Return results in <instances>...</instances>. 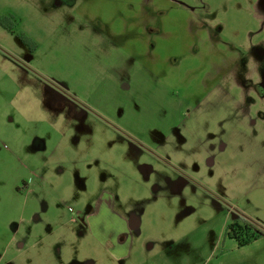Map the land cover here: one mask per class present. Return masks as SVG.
I'll use <instances>...</instances> for the list:
<instances>
[{"label":"rangeland","instance_id":"rangeland-1","mask_svg":"<svg viewBox=\"0 0 264 264\" xmlns=\"http://www.w3.org/2000/svg\"><path fill=\"white\" fill-rule=\"evenodd\" d=\"M143 1L0 0V264H264V120L235 81L264 78V0ZM242 211L262 231L245 245Z\"/></svg>","mask_w":264,"mask_h":264},{"label":"flooded vegetation","instance_id":"flooded-vegetation-1","mask_svg":"<svg viewBox=\"0 0 264 264\" xmlns=\"http://www.w3.org/2000/svg\"><path fill=\"white\" fill-rule=\"evenodd\" d=\"M61 2L60 0H58V3L57 5H60ZM154 9H151L147 12H152ZM144 11L140 10V13H139V18H138V23L140 25V27L143 29L144 33H145V29L147 27H145V25H142L143 23V17H144ZM2 17H5L7 18V21H8V18H9V21L10 22V19L12 17V15L10 14H6V15H3ZM1 25V24H0ZM2 26V25H1ZM148 32L150 33V35H152L154 32H158L155 30V27L150 25L148 26L147 28ZM192 32H194V29L192 30ZM139 33V32H138ZM205 35L207 36H210V38H202V39H199V41H201V43H204V42H209V41H214L216 38H214V36H220V32L218 31H214V30H209L207 29L206 32H204ZM225 42V41H224ZM222 41V43L219 42V44H216L217 46L221 47L220 45H225ZM214 45V46H216ZM223 48V47H222ZM220 51V50H219ZM197 52H202V49L199 48L197 50ZM219 57H221L222 59H224V53L222 51H220L219 53ZM216 72V71H215ZM215 72H212L211 74H209L208 76L209 77H212V78H218L220 77V71L218 73L215 74ZM195 73H191L190 74V79L192 82H198V83H201L202 81V78L201 76L197 77V81H194L193 80V75ZM241 74L239 72V75H237V73L235 74V81H237L236 83L238 84L239 86V90H240V93H239V97L236 99V102L239 106V109L240 111L244 109V107H248L249 108V111L251 113V115L253 117L249 118L248 119V122H250L251 125H256L257 122L260 120V119H263L264 120V112L261 111V110H258L256 108L253 109L252 105H255L256 104V98L257 96L258 97H262L264 98V78H262L261 76V80L259 81H256L254 80L253 78H246L243 80L242 79V84H240L239 80H241ZM203 75V74H202ZM118 77L122 79V77H127L126 75H123L121 74V76L117 75ZM113 77V76H112ZM205 80V78H204ZM202 84V83H201ZM122 89L119 90L120 92H118V95L116 96L117 98H120L123 96V90H125L126 88H129L127 82L125 85H122L120 86ZM204 86L201 85V86H193V93L191 94V96H193L196 100V103H197V109H198V112L202 115L203 111H204V102H203V99L205 97H207L208 95V92H205ZM246 89H249L250 91L249 92H253L254 94L252 95V97H246V102L244 103V106H243V103L241 102V93L246 90ZM192 90V89H191ZM227 92H229L227 90ZM237 96V95H236ZM235 96V98H236ZM251 106V108H250ZM242 112V111H241ZM244 116H245V112H243ZM247 120V119H246ZM223 120H219L217 121L215 124H214V130L215 131H218V133H210V131L207 129L206 133L202 135L201 139L205 140L207 142V147H208V152H207V156H208V159L206 160L207 161V166L210 165L211 169H213V167L217 164L218 161L221 160V157H222V154L225 152V148L224 146H222V144H217V142L219 140H221V142H223V140L225 138L224 137V130L222 132V128L224 126V121L222 122ZM191 139L193 140V142H196L199 137L198 136H195V135H191ZM159 143V142H158ZM38 144V143H37ZM101 202V205H95L93 207V211L89 213V216H85L83 221L85 223V225L91 230V232H99L98 228H93L92 226V220L91 219H95L97 218V216H99L103 210V206H108L106 204V202L104 201H100ZM99 204V203H98ZM243 212V211H242ZM240 212V213H242ZM239 214V213H238ZM244 212L242 213L241 215V222L235 220L234 222H232L230 225H229V228H228V233H248V217H247V214H244ZM246 215V216H245ZM130 225L132 226V228L136 227L137 226V219H135L134 217H132V219L129 221ZM232 225V226H231ZM243 229H242V227ZM245 227V229H244Z\"/></svg>","mask_w":264,"mask_h":264},{"label":"trees","instance_id":"trees-1","mask_svg":"<svg viewBox=\"0 0 264 264\" xmlns=\"http://www.w3.org/2000/svg\"><path fill=\"white\" fill-rule=\"evenodd\" d=\"M9 19V18H8ZM9 23L10 22H8L7 21V18H5V17H0V24L4 27V28H9ZM254 223V222H253ZM252 221H251V223L249 224V226H248V234H247V236L246 237H244V236H241L240 235V233H229L230 235H231V237H233V238H236L238 241H239V243L241 244V245H245V244H249L250 242H252L255 238H257V236H258V233H262V231H258V233H255V232H253V231H250L251 229H252ZM232 226V225H231ZM242 227V226H241ZM242 229H243V227H242ZM244 229H245V227H244Z\"/></svg>","mask_w":264,"mask_h":264},{"label":"crops","instance_id":"crops-1","mask_svg":"<svg viewBox=\"0 0 264 264\" xmlns=\"http://www.w3.org/2000/svg\"><path fill=\"white\" fill-rule=\"evenodd\" d=\"M149 1V0H148ZM144 2V3H143ZM142 2V5H144V6H146L145 5V3L147 2L146 0H144ZM145 10V11H144ZM146 7H144V9H143V11L144 12H146ZM80 14V13H79ZM191 21H193L194 19H193V17L191 16L190 18H189ZM191 23V22H190ZM134 24H136V25H138V27H140V25H139V23H138V18H137V20H136V22L134 23ZM148 26H150V25H148ZM145 27H147V26H145ZM148 28V27H147ZM163 30H164V28H161V31H159V32H154L152 35H154V34H158V35H162L161 33H163ZM157 31V30H156ZM149 33V32H148ZM146 40H149L148 38H145ZM150 41H152V40H150ZM150 44V43H149ZM105 73H110V71H107V72H105ZM119 76H121V74H118ZM101 78L102 79H106V80H109V84L111 85L110 87L111 88H115V83L113 82L114 80H117V78H113L112 77V75L111 74H107V75H102L101 76ZM114 79V80H113ZM121 79V78H120ZM115 90V89H114ZM158 144H160V143H158ZM42 147H44V145H42V144H40L39 145V147H37V148H39V149H41ZM106 204L108 205V202H106ZM98 205H101V202H99V204ZM113 238H115V236H113ZM122 238V237H121ZM116 239H117V236H116Z\"/></svg>","mask_w":264,"mask_h":264}]
</instances>
